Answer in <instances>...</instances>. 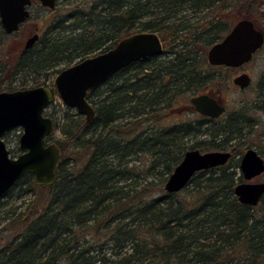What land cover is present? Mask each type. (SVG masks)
Instances as JSON below:
<instances>
[{
	"label": "trees",
	"instance_id": "16d2710c",
	"mask_svg": "<svg viewBox=\"0 0 264 264\" xmlns=\"http://www.w3.org/2000/svg\"><path fill=\"white\" fill-rule=\"evenodd\" d=\"M230 7L227 0H101L16 53L12 75H31L104 52L133 32H156L164 47L104 83L91 123L76 112L61 126L50 115L61 131L56 179L37 185L25 174L3 195L34 194L5 223L0 264H264V196L248 206L233 191L243 181L235 157L251 145L244 142L246 115L161 125L185 94L227 83L232 68L209 65L206 52L232 26ZM257 86L264 110V71ZM198 134L208 138L188 145ZM225 148V165L197 172L177 193L162 191L185 151ZM141 155L149 163L136 171ZM139 173L153 180L138 188ZM155 182L161 193L153 196ZM107 245L113 259L103 253Z\"/></svg>",
	"mask_w": 264,
	"mask_h": 264
},
{
	"label": "water",
	"instance_id": "95a60500",
	"mask_svg": "<svg viewBox=\"0 0 264 264\" xmlns=\"http://www.w3.org/2000/svg\"><path fill=\"white\" fill-rule=\"evenodd\" d=\"M43 6L53 9L56 0H38ZM30 0H0V21L6 33L18 30L19 24L29 17L25 6ZM37 33L29 36L24 50L35 45ZM264 44V31L248 18H241L207 52L211 66L239 68L248 63L254 53ZM164 47L160 36L153 31L134 32L121 38L117 44L101 53L82 59L62 69L53 79L56 95L69 108L84 116L91 123L95 116L88 93L104 84L117 71L133 62L159 56ZM239 89L248 87L251 77L242 72L232 79ZM54 101V94L47 86L0 92V199L25 174H31L37 185H50L56 179V165L60 150L56 142L49 141L54 132L53 119L45 115ZM189 102L201 116L217 119L226 108L210 93L195 94ZM16 127L22 129L18 139L21 151L16 157L10 155L3 136ZM231 151L198 149L185 151L164 184L166 193L181 191L194 174L225 165ZM243 181L234 187V195L244 205L256 206L264 196V181L246 182L264 173V159L253 148H247L239 160Z\"/></svg>",
	"mask_w": 264,
	"mask_h": 264
},
{
	"label": "rangeland",
	"instance_id": "374dc122",
	"mask_svg": "<svg viewBox=\"0 0 264 264\" xmlns=\"http://www.w3.org/2000/svg\"><path fill=\"white\" fill-rule=\"evenodd\" d=\"M101 0H56L55 7L53 9L43 8L40 5L34 4L31 9V19L23 25L20 32L15 35L8 37L7 39L1 40L0 44V92L2 91H14L32 88L36 86H47L50 89L53 88V79L54 77L64 68L69 67L79 61L81 58H76L72 62H62L55 67L42 72L41 74H31L22 73L18 75H12V63L14 61L15 55L24 47L26 39L33 35L34 33L38 34L39 39L42 38L47 32L51 29L57 30L63 24H71L73 22V16H76L80 12H88L91 5L98 3ZM231 5L230 15L232 25L237 19L245 18L246 16L253 17L258 23V27L264 31V0H227ZM68 19V20H67ZM67 20V21H65ZM251 20V19H250ZM64 21V22H62ZM231 28V27H230ZM29 33L26 38L25 35ZM134 33V32H133ZM61 35L66 34V32L61 31ZM48 36V35H47ZM125 37V36H124ZM123 38V37H122ZM120 40V39H119ZM37 43V42H36ZM35 43V44H36ZM91 55V54H90ZM89 56H86L87 58ZM58 70V72H55ZM264 71V44L263 46L255 53L254 57L246 64L239 68H232L226 75L225 78L227 83L223 84L222 87L217 88L215 86L209 87V85L204 86L201 92L213 94V96L225 106L226 111L223 116H226L231 111H239L242 115H246L247 120L240 118L239 121L242 122L243 133L245 134L244 142L245 146L251 144L249 148L255 149L258 154L264 159V110L262 109L263 104L258 101V80ZM245 72L251 77V83L248 87L244 89H239L238 86L232 83V79L239 75L240 73ZM36 83H39L38 85ZM107 85L102 84L96 90L92 91L93 94L89 97L88 101L93 104L95 100L102 97L107 91ZM197 93H188L182 96L181 101L177 106L171 111L166 113L167 119L169 122H166L164 119L161 122L162 126H167L173 122L178 121H195L200 117L198 113L191 106L189 99L191 96ZM45 113L51 115L55 120H61V126L65 123L64 118L69 115H74L76 110L74 108H69L63 104L57 95L54 96V101L48 106ZM84 119V116H82ZM242 117V116H241ZM247 122V124H246ZM214 124H202L200 126L201 130L208 128L211 130ZM251 128V133L247 134L246 131L248 127ZM60 129H54L52 137L49 141H54L60 137ZM22 133L20 127H16L13 130L7 132L3 136V141L10 151L12 157H16L21 151L18 148V139ZM208 135L198 134L192 136L191 139L187 141L188 145H192L196 141L206 140ZM228 150L230 148H225L222 151ZM243 154V153H242ZM242 156V155H241ZM236 156L235 159H238ZM149 160L146 155H141L138 161H135L136 171L138 168H143L147 166ZM133 164V163H132ZM237 172H240L238 169ZM153 180L152 177H149L145 180V177L142 173H139L136 178L138 188L145 185V182ZM246 182H259L264 181V173L260 176H257L251 180H244ZM157 182H155L156 190L154 195L160 194L161 190L157 188ZM164 184L162 186V191L164 190ZM22 194V193H21ZM32 193L16 195L10 197H2L0 199V248L3 246L5 239L8 235V231L4 229L7 219L11 216L17 215L19 212H23L25 204L28 203L33 198ZM257 206V205H256ZM15 217V216H14ZM89 239L91 235L87 234ZM109 245L105 246L103 253L109 257L113 251ZM113 259V256H110ZM64 264V261L60 262ZM95 264H101L99 262Z\"/></svg>",
	"mask_w": 264,
	"mask_h": 264
},
{
	"label": "flooded vegetation",
	"instance_id": "af4514ba",
	"mask_svg": "<svg viewBox=\"0 0 264 264\" xmlns=\"http://www.w3.org/2000/svg\"><path fill=\"white\" fill-rule=\"evenodd\" d=\"M34 4H36V5H40L41 7H43V8H47V7H45V6H43L38 0H30V3L28 4V5H26L25 6V8H26V10L29 12V17L25 20V21H23L22 23H20L19 24V28H18V30L17 31H15V32H12V33H6V31L4 30V28L2 27V24H1V21H0V41H1V39H7L8 37H11V36H15V35H17L19 32H20V30L22 29V27H23V25H25L27 22H28V20H30L31 19V9H32V7L34 6ZM28 35H29V33H27L26 35H25V37L27 38L28 37ZM39 40V39H38ZM0 44H1V42H0ZM32 48V47H31ZM31 48H29V49H31ZM29 49H27V50H29ZM22 50L23 51H27V50H24V48H22ZM257 52V51H256ZM254 55H255V53L253 54V56H252V58L254 57ZM228 68V67H227ZM208 93H210V92H208ZM200 94V93H199ZM212 96H213V94L212 93H210ZM214 97V96H213ZM197 113V112H196ZM201 116V115H200ZM210 119V118H209ZM218 119V118H217Z\"/></svg>",
	"mask_w": 264,
	"mask_h": 264
}]
</instances>
